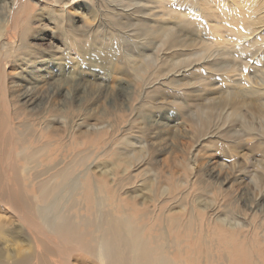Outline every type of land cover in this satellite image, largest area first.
<instances>
[{"label": "rangeland", "instance_id": "rangeland-1", "mask_svg": "<svg viewBox=\"0 0 264 264\" xmlns=\"http://www.w3.org/2000/svg\"><path fill=\"white\" fill-rule=\"evenodd\" d=\"M15 1L0 0V27L6 25L9 9ZM166 1L170 0L83 1L79 5L65 6V17L58 9L43 6L37 0H26L23 45L28 49L22 50L21 60L17 58L10 63L7 73L10 78L23 80L22 83L30 84L34 78L40 83L38 93L45 101L42 111L48 116L49 123L55 122V129L59 128L60 132V144L50 149L49 156L58 153L56 159L63 167L73 159V155L84 154L85 161L92 164L99 189L103 190L104 183H108L105 193H101L109 207L108 214L122 216L117 212L118 201H128L126 193L135 191V196L142 197L136 199L137 203L144 202L146 207L155 210L156 206L163 208L162 211L157 210L159 216L154 210V213L143 218L148 209L141 211L140 208L130 209L125 205L128 218L134 219L137 228L146 235L143 238L147 246L153 248V237L158 236L153 230L157 229L159 218L168 211L180 215L184 221L199 218L208 219L211 223L217 214L232 225L246 224L255 234L262 232L264 117L243 108L238 112L237 120L234 119L236 121L229 120L230 125L216 121L220 115L209 121L204 112L196 107L201 104L198 96L209 94L212 99H218L221 96L218 88L226 85L222 82L224 77H219L223 71L215 68L210 71V77L201 73V59L205 51H222L221 58L224 60L221 63L213 59L210 61L229 63L232 69L242 71L226 74L231 76L228 80L242 81L240 75H247L255 77L253 80L261 84L264 81V49L254 46L250 50L239 51L241 58L234 59L231 56L234 53L232 43L223 41L224 45L218 46L213 39L222 35L231 41L230 38L236 35L223 26L214 34L215 31L205 25L203 17H196L191 11L185 16L190 9L187 2L184 3L187 6L177 3L185 6V12L176 16L179 18L167 20L184 42L180 46L162 48L154 21L167 19L164 17V13H167ZM199 3L200 0L197 1L198 8ZM93 5L95 8H92ZM106 8L115 10L108 15L110 9ZM116 20L120 22L119 27L114 24ZM212 20L216 21L212 25L217 28L219 19ZM180 21L182 25L178 24ZM146 26L152 27L153 31H146ZM68 32L74 40L73 46L67 37ZM111 32L119 41L116 38L113 40ZM92 37L99 39L97 44L93 42L90 45ZM205 43L210 45L209 49H205ZM136 59L138 63L133 62ZM134 63L145 70L143 75L135 72L137 67ZM245 63H251L248 74L243 72L242 65ZM171 82L183 87L176 89V92L175 84ZM18 86L13 90H18ZM187 88L192 91L183 92L185 90L182 89ZM183 100H189V108L180 109L179 104ZM239 119L249 126L243 125ZM205 122L209 124L206 127L203 126ZM126 141L130 143L129 148ZM118 149L122 154L118 153ZM139 162L142 165L136 169ZM128 164L133 165L131 170ZM125 169H128L126 173L129 172L125 178L130 180L119 190L112 189L110 181L113 175L117 180L124 178ZM101 170L106 174L101 175ZM99 172L102 177L98 175ZM216 176L219 180H216ZM84 183L88 186L92 181L89 183L86 179ZM145 186L149 187L144 189ZM142 188L146 191L143 192ZM72 214L75 228L81 229L78 226L79 217L76 218L78 213ZM216 228L217 234L223 233L222 227ZM50 252L48 255L53 253L52 249ZM53 255L50 259L54 257L55 262L59 261ZM155 255L159 256V253L155 251ZM173 258L177 259V255H173Z\"/></svg>", "mask_w": 264, "mask_h": 264}, {"label": "bare ground", "instance_id": "bare-ground-1", "mask_svg": "<svg viewBox=\"0 0 264 264\" xmlns=\"http://www.w3.org/2000/svg\"><path fill=\"white\" fill-rule=\"evenodd\" d=\"M37 1L43 6L58 9L62 14L65 6H75L83 1L90 2L93 0ZM197 1L199 0H170L165 2L167 13H164V17L167 19L154 21L160 38L157 35L156 37L160 39L162 48L180 46L184 42V39L176 35L175 29L170 27L167 20L179 18L176 16L185 12L183 8L185 6L182 7L178 4L187 6L184 4L187 2L190 9L188 13H185V16L189 15L191 11L196 17L201 15L207 28L215 31L214 34L218 33L217 30L223 26L229 28V32L236 35L235 38H230L231 41L222 35L213 39L214 44L218 46L224 45L223 41L232 43L231 48L234 53L231 56H234V59L236 57L241 58L238 56L240 55L239 51L250 50L254 46L264 49V44L261 45L264 43V0H200L199 8ZM106 3L108 4V2ZM25 4L26 0H17L14 4L12 3L6 25L0 27V264H264V231L255 234L253 229L250 230L245 226L246 224L232 225L217 214L213 216L214 222L211 223L208 219L201 220L199 218L196 220L187 218L188 220L184 221L180 215L172 214L171 211H168L169 214L163 213L162 217L159 218L157 229L153 230L158 233L157 237H153L155 247L147 246L143 238L146 235H143V230L140 231L137 228L134 219L128 218L125 205L129 206L130 209L140 208L141 211L148 209L150 212L145 213L143 218L154 213L155 209L146 207L144 202L137 203L136 199L140 196H135L136 191L126 193L125 196L128 201H118L117 212L122 216H112L108 214L109 207L105 204L104 196L102 197L101 194L102 192L105 193L104 189L108 187V183H104L103 190L99 189L97 186L98 179L92 170V164L89 165L90 161H85L84 154L73 155V159L69 160L63 167H60L61 163L57 161L58 153L56 155L51 154L52 157L49 156L50 149L56 148L60 144V132L59 128L55 129V122L49 123L48 116L46 117L45 112L42 111L45 101L38 93L40 83L34 80L35 78L30 84L22 83L23 80L10 78L7 73L10 63L14 59L23 57L22 50L28 49L23 45L26 23L24 18ZM100 5L102 6V3ZM92 8H95L94 5ZM114 10L110 9L108 15L113 14ZM0 13L2 15L1 10ZM105 13L107 14L106 11ZM64 16L66 17V15ZM217 18L219 22L217 21L218 27L215 28L212 23L216 21H211V19ZM119 23L116 20L114 24L119 27ZM178 24L182 25L181 21ZM145 29L149 31L152 27L146 26ZM113 33L111 36L115 41L116 35L113 36ZM70 34L67 37L73 46L75 43ZM148 38L145 39L148 40ZM98 40V38L92 37L89 41L91 42L90 45ZM68 48L72 49L69 46ZM209 48L210 45L206 44L205 49ZM221 56L223 53L219 50L212 53L205 51L202 55L201 73L210 77V71L215 68L223 71L222 76L219 77H224L222 82H225L226 85L218 88V92L221 94L218 99H212L209 94L200 93L201 95L197 97V100H201V104H197L198 107L196 108L203 111L209 121L216 115H220L216 121L220 123L223 121L225 124H230L229 120L236 121L238 112L243 108H248L260 117H264V81L259 84L253 80L255 77L247 75H240L243 78L242 81H235L236 79L233 78L228 80V77L231 76L226 74L242 71L232 69L229 63L220 64L221 60H224ZM210 59L220 63L216 64ZM133 62L138 63L139 61L136 59ZM136 63H134L137 67L135 72L141 76L145 70L139 68ZM250 64L242 65L244 73H247ZM172 83L175 84V82ZM178 83L180 84V82ZM17 84H19L18 90L14 91L13 88ZM176 84L174 85L175 91L179 87H183V85L177 86ZM205 86L208 85L205 84ZM201 89H204V85ZM182 90H185L183 92L192 91L190 88ZM188 101L183 100L179 104L180 109H182L181 107L189 108ZM238 121L249 126L243 120L239 119ZM207 124L208 122H205L203 126L206 127L209 125ZM196 125L200 128L198 122ZM126 142L125 144L129 148L130 143ZM118 153H121L119 149ZM139 163L135 167L136 169L142 165ZM132 166L129 165V169ZM127 170L125 169L123 172L122 177L124 178L117 180L115 175L113 178L111 177L112 189L119 190L127 180H130V178H125L129 175V172L126 173ZM103 171L101 175L106 174ZM86 179L89 180V183L92 181L91 185L85 186L84 181ZM216 180L219 178L217 177ZM224 182L227 183L226 180ZM146 184L149 185V182ZM148 187L145 186L144 189ZM141 190L143 191V188ZM157 207L155 212L156 216H159L160 213L157 210L162 211L163 208L158 207L157 209ZM57 209L59 212L57 211L56 214ZM204 211L206 209L202 212ZM74 212L78 213L76 218L79 217L78 226L81 229L75 228V221L71 218ZM52 214L54 215L53 218H51ZM210 214L212 213L210 212ZM153 221L155 222V220ZM214 225L222 227L223 233L217 234V228ZM248 226L250 227V225ZM144 227L146 226L144 225ZM49 247L53 252L51 255H48L51 250ZM155 251L159 253V256L155 255ZM53 254L58 257L59 261L55 262L54 257L52 260L50 259ZM173 255H177V259H174Z\"/></svg>", "mask_w": 264, "mask_h": 264}]
</instances>
